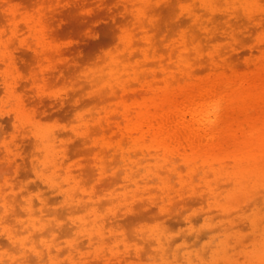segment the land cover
I'll list each match as a JSON object with an SVG mask.
<instances>
[{"label":"rangeland","instance_id":"374dc122","mask_svg":"<svg viewBox=\"0 0 264 264\" xmlns=\"http://www.w3.org/2000/svg\"><path fill=\"white\" fill-rule=\"evenodd\" d=\"M259 133L264 0H0V264H264Z\"/></svg>","mask_w":264,"mask_h":264},{"label":"bare ground","instance_id":"6f19581e","mask_svg":"<svg viewBox=\"0 0 264 264\" xmlns=\"http://www.w3.org/2000/svg\"><path fill=\"white\" fill-rule=\"evenodd\" d=\"M16 11L18 10H11V14L13 16H16ZM10 13V12H9ZM140 16V14H139ZM32 15H25L24 17V24L31 30H36L38 28V25L41 26L39 28V32L42 31L44 29V27L42 26V22L40 19L37 18H31ZM14 24H13V30L14 28H18V26L15 24V20ZM15 26V27H14ZM41 35V33L38 34V38ZM126 44L128 47L133 49L134 46V41L131 37V35L128 33L127 39H126ZM133 53V50H132ZM10 63L15 62L12 61L10 59L9 61ZM202 99L206 100L205 97L202 96ZM196 102V101H193ZM142 107V106H141ZM140 109H143L140 108ZM181 109V112H183L184 114L189 112L192 115V119L189 122H184V120H182L179 124L180 127H184V128H197V130H201L204 129L205 126H208L209 123L211 122H216L218 123V116H219V112L221 109V104L220 103H206L202 102V103H197L196 105L192 106V105H182L181 107H178L177 105L175 106V110H179ZM187 111V112H186ZM23 113V111H22ZM143 110L137 115L138 119L135 120V118L132 117V114L130 113L129 109H124L123 110V115L126 117V122H125V128L128 129L130 131L131 134H133L134 132H138L140 130H143V125L149 126V128H153L154 126H158V132L163 133L164 131L167 130L170 122L167 120V118H163L164 120H161L159 123H156L152 118L148 119L146 122H144V120H142L141 118H143ZM147 123V124H144ZM259 137L263 138L264 137V133H259ZM257 164L259 165L258 167H260V170H257V168L255 169V173L254 175L257 176V178L262 177L264 175V167L261 165L263 164V162H257ZM241 172V170H239ZM239 171H236V174L239 173ZM243 171V170H242ZM241 175L238 176L241 184L244 182V179H240Z\"/></svg>","mask_w":264,"mask_h":264}]
</instances>
